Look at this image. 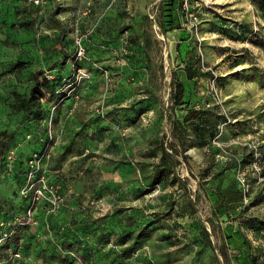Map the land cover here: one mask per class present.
I'll return each mask as SVG.
<instances>
[{
	"label": "rangeland",
	"instance_id": "374dc122",
	"mask_svg": "<svg viewBox=\"0 0 264 264\" xmlns=\"http://www.w3.org/2000/svg\"><path fill=\"white\" fill-rule=\"evenodd\" d=\"M36 69L53 93L44 88L41 117L21 123L12 91L25 94ZM174 81L180 106L169 100ZM201 118L211 124L197 132ZM13 129L0 221L24 215L33 153H44L61 204L50 212L38 201L35 223L0 247V264H264V227L254 225L264 221V14L252 0H0V132ZM156 140L179 164L176 180L164 174L150 188L152 165L137 163L159 161ZM230 190L241 200L216 215V197ZM146 222L151 236L118 242Z\"/></svg>",
	"mask_w": 264,
	"mask_h": 264
},
{
	"label": "trees",
	"instance_id": "16d2710c",
	"mask_svg": "<svg viewBox=\"0 0 264 264\" xmlns=\"http://www.w3.org/2000/svg\"><path fill=\"white\" fill-rule=\"evenodd\" d=\"M255 2L263 11L264 14V0H252ZM55 20V19H54ZM57 21V20H56ZM65 55L62 57L60 60L62 63ZM24 65L23 62L21 61H16L14 64L15 67H22ZM43 74V70L41 69H36L35 71L32 72V83L28 89V91L25 94H19L16 91H12L13 95V100L15 103V108L17 110L22 111L23 117L21 119V123L25 122L29 118L33 119H39L42 114V106L40 103V98L43 95V89L44 88H49L50 92L53 93V87L50 84V79H48L46 76H43L40 78V76ZM189 78L192 76V74H188ZM184 87L181 82L179 81H174L172 82V89L171 93L169 95V100L171 106H176V105H183L185 103L184 99ZM195 103H199V101H195L193 103H189L186 107L185 110V115H184V120L187 121L190 118L197 116V108L194 107ZM203 121L202 123L198 122H191V125L193 126L194 130L197 132H201V127L202 125H210L211 122L208 118H201ZM80 129H78L74 135L72 140L65 146V148L57 154V159H58V164L60 163L61 159L69 152L73 151L74 145H75V137L79 135ZM212 134V130H211ZM15 136V129L11 130L10 132H7L6 130H3L0 132V160L2 159L3 155L6 153L8 149L9 143L12 141V139ZM154 147L157 149H160L161 153L159 155V161L157 163H146V162H139L137 163V166L141 172H143L146 166L152 165V168L147 171V177L149 178L148 185L149 187H153L154 185L158 184L160 180L162 179V176L164 174H172V179L176 180V176H174V168L177 164H179L178 160H175L166 150V148L163 146L162 140H156L154 141ZM75 154L76 155H82V149L77 147L75 148ZM174 153L176 150H172ZM85 156H88V154H85ZM170 159L172 160V163L170 164L169 161ZM97 172L100 173L99 168H97ZM144 169V170H143ZM86 173H91L92 168L85 169ZM232 195H228L227 193H223V195L218 194L215 200V214H222L225 213V209L223 207L225 206H231L232 203L236 201H240L242 198V194L239 190H230ZM23 202L25 203V206L27 205V202L25 199H23ZM230 204V205H229ZM217 211V212H216ZM256 227H264V221H259L257 224H254ZM21 228H19L12 236H15L18 231ZM202 233L205 237H208L209 233L206 230L205 227L202 228ZM152 232L149 228V222H146L143 226L138 228L137 230H132L130 227L125 229L123 232L117 235L118 242L120 244H124L128 240H132L134 243L146 238L148 236H151ZM162 237L166 238L167 235L164 234ZM10 238V239H11ZM10 239L6 240L5 242L9 241ZM3 242L1 246L4 245ZM66 245V244H65ZM124 249L126 251H130L131 248L129 245L125 246ZM220 256L222 257L223 261H227V254L224 248H219L218 249ZM241 262H239L240 264Z\"/></svg>",
	"mask_w": 264,
	"mask_h": 264
},
{
	"label": "built area",
	"instance_id": "2783aa9c",
	"mask_svg": "<svg viewBox=\"0 0 264 264\" xmlns=\"http://www.w3.org/2000/svg\"><path fill=\"white\" fill-rule=\"evenodd\" d=\"M198 106L199 103H195L194 107L198 108ZM42 155L44 153L41 155L33 153L28 159V172L26 180L20 188V195L29 199L30 202L27 204L22 218L0 221V245L10 239L19 228L35 223V207L38 201H43L50 212H57L60 209L61 197L58 186L44 174ZM239 182L244 186L243 190H246L247 184L244 178H239ZM9 256L18 258L20 253L18 250L10 251Z\"/></svg>",
	"mask_w": 264,
	"mask_h": 264
},
{
	"label": "crops",
	"instance_id": "0c3cea01",
	"mask_svg": "<svg viewBox=\"0 0 264 264\" xmlns=\"http://www.w3.org/2000/svg\"><path fill=\"white\" fill-rule=\"evenodd\" d=\"M253 239H254V238H253ZM253 239H252V243L255 242L254 240H256V238H255L254 240H253Z\"/></svg>",
	"mask_w": 264,
	"mask_h": 264
}]
</instances>
